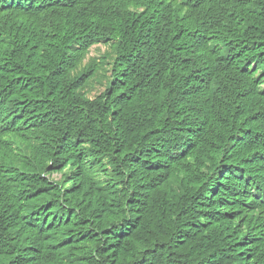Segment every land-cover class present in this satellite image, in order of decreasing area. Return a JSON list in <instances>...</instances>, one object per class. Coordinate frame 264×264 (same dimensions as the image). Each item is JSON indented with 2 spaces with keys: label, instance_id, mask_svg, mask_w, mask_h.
I'll use <instances>...</instances> for the list:
<instances>
[{
  "label": "trees",
  "instance_id": "obj_1",
  "mask_svg": "<svg viewBox=\"0 0 264 264\" xmlns=\"http://www.w3.org/2000/svg\"><path fill=\"white\" fill-rule=\"evenodd\" d=\"M0 264H264V0H0Z\"/></svg>",
  "mask_w": 264,
  "mask_h": 264
},
{
  "label": "rangeland",
  "instance_id": "obj_2",
  "mask_svg": "<svg viewBox=\"0 0 264 264\" xmlns=\"http://www.w3.org/2000/svg\"><path fill=\"white\" fill-rule=\"evenodd\" d=\"M106 52H108V50H107V47L104 45H97V46L93 47L91 49L89 56L86 59V63H88L92 57H96L99 54L103 55ZM103 85L104 84H103V82H101V79H96V82H92L89 97L91 99H94L96 96L100 95L104 90ZM54 177H55V179H61V175H59V174H56ZM212 178L214 181L216 179V176L212 175Z\"/></svg>",
  "mask_w": 264,
  "mask_h": 264
}]
</instances>
